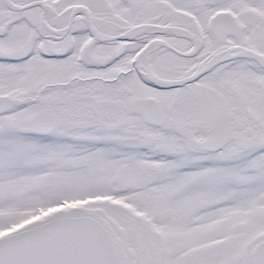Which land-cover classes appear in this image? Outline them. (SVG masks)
<instances>
[{"label":"snow or ice","instance_id":"snow-or-ice-1","mask_svg":"<svg viewBox=\"0 0 264 264\" xmlns=\"http://www.w3.org/2000/svg\"><path fill=\"white\" fill-rule=\"evenodd\" d=\"M0 264H264V0H0Z\"/></svg>","mask_w":264,"mask_h":264}]
</instances>
